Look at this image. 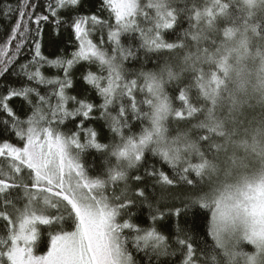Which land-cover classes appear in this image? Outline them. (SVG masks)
<instances>
[{"label":"snow or ice","instance_id":"snow-or-ice-1","mask_svg":"<svg viewBox=\"0 0 264 264\" xmlns=\"http://www.w3.org/2000/svg\"><path fill=\"white\" fill-rule=\"evenodd\" d=\"M80 4L81 0H55L54 5L48 3L47 10L59 26V12L76 11ZM103 8L109 10V18L114 16L115 24L95 15L69 17L70 28L74 29L78 41V49L71 59L49 60L42 55L40 24L47 22L49 15L37 14L33 19L36 5L30 4V0H22L18 19L8 40L0 47V77L10 74V66L16 63L17 56L31 40L32 59L20 64L21 71L17 74H23L36 85L54 86L48 93L41 94L37 87L9 85L5 89L7 94L0 96V112L5 114L0 118V220L5 222L4 235H0V264H140L136 258L140 253L148 257L150 264L152 255L158 260L160 256L176 254L168 251L170 245L166 237L154 227L141 229L132 222L131 209L137 201L149 200V179L162 188L174 183V179L147 163V153L151 152L172 167L184 184L193 189L195 185L188 178L187 169L177 170L171 154L153 146L154 138L161 131L160 113L165 108L164 99L154 107V101L161 96V83L154 75L156 70L124 67L125 61L137 58V53L130 43L124 44L122 38L137 33L140 40L137 48L146 53L174 50L182 41L168 42L162 30H173L185 10H166L169 8L166 0H147L143 5L139 0H103ZM145 9L153 10L154 15H149ZM14 11L12 5L4 6V15ZM196 15L199 18V13ZM140 17L150 26L142 27ZM30 22L36 25L34 30L29 27ZM89 22L91 28H86ZM97 27L107 28L110 52L104 47L103 36L99 45L89 38ZM13 41L15 51L9 55ZM81 61L95 64L99 69V72L89 70L83 77L102 98L98 106L87 99L78 100L68 95L67 90L73 87L71 70ZM45 66L63 69V79L46 77L41 71ZM134 71L136 78H130ZM213 80H216L215 73ZM191 90L192 85L186 84L178 87L177 96H171L180 102L181 109L194 111L188 103ZM138 95L142 98L137 99ZM12 97H22L29 105L31 114L25 119L9 106ZM69 102L78 106L70 110ZM143 106H147L148 111H144ZM94 109L100 111V118L107 122L118 142L100 143L95 130L83 127L85 121L93 119ZM183 115L184 112L177 113L178 117ZM76 117L82 119L75 131H61V126L67 127L66 120L74 122ZM133 117L141 122L147 120L148 126L142 128L138 136L125 135V130L131 132ZM13 136L15 142H12ZM89 150L105 156L103 165L95 168L89 165L85 159L86 154L91 155ZM202 167L194 165L193 171L199 175L198 169ZM140 168L143 174L129 176L130 170ZM129 179L137 185L135 191L130 189ZM121 183L124 186L117 194L116 188ZM110 189L111 195L108 194ZM161 201H167L163 193L157 203ZM21 202L22 207H17ZM201 209L211 212L208 234L217 244L222 233L230 228L234 231L241 225L246 239L264 243V180L246 181L229 188L226 196L212 204L202 198L192 199L184 209H169L167 215L169 219L173 213L177 217L197 216ZM162 216L164 213H159L152 216V220ZM66 225L73 230H66ZM41 226L50 230V246L46 254L38 255L34 249L43 242ZM175 243L182 254L180 264H200L201 257L196 255L191 237L177 236ZM213 247L205 244L200 250L206 253L204 261L212 264L215 257L206 250L212 251Z\"/></svg>","mask_w":264,"mask_h":264},{"label":"clouds","instance_id":"clouds-1","mask_svg":"<svg viewBox=\"0 0 264 264\" xmlns=\"http://www.w3.org/2000/svg\"><path fill=\"white\" fill-rule=\"evenodd\" d=\"M243 2L249 16L264 13V0ZM210 39L194 36L199 47L173 51L154 72L161 83L154 107L164 99L165 108L153 146L171 154L178 169L188 170L195 185L191 199L212 204L229 188L264 180V37L253 26L234 28L227 39L212 40L215 47L204 46ZM182 84L195 90L188 100L194 111L177 107L168 93L170 85ZM194 165H203L199 175ZM213 245L214 264H264V243L246 239L242 225L222 233Z\"/></svg>","mask_w":264,"mask_h":264},{"label":"trees","instance_id":"trees-1","mask_svg":"<svg viewBox=\"0 0 264 264\" xmlns=\"http://www.w3.org/2000/svg\"><path fill=\"white\" fill-rule=\"evenodd\" d=\"M141 5L145 4L147 0H139ZM22 0H0V47H2L8 40L11 32V28L15 25L18 19V9ZM48 3L55 4V0H30V4H35L36 9L33 14L35 15H49L47 10ZM169 8L166 10L173 9H184L183 15L180 17V23L175 26L173 30H162L164 32L165 39L168 42H178L180 39L182 45L174 50H162L159 52L146 53L145 50L137 48L140 40L137 38L138 34L134 33L131 37L124 36V44H131L133 49L137 53V58L133 60L125 61L124 67L128 70H140L151 71L157 70L165 62L173 56V51L180 52L184 48H192L193 46L199 47L200 43L194 41L193 37L196 35H207L211 37L210 40L204 41V46L215 47L212 40L219 41L220 39H227L233 34L234 28L255 27L256 31L261 37H264V13H258L255 16H249L248 9L245 7L243 0H166ZM10 4L16 10L13 13L4 15V6ZM31 10V9H29ZM149 12V15H154L153 10L145 9ZM196 13H199L197 18ZM91 17L93 15L98 16L101 20H108L110 24H115L114 16L109 18V10L103 8V0H81V4L76 11L69 12L67 10H61L59 12V18L61 24L57 26L56 18L49 15L47 22L40 24L41 35L39 37L41 43V53L49 60L56 59L57 57H63L65 59H71L72 53L78 49V41L75 39L74 29L70 28L71 20L69 17L75 16ZM27 19V17H25ZM142 27H149L147 23L143 22V18L140 17ZM31 29H35L34 23L29 24ZM86 28H91V23L85 25ZM221 29L223 32L221 33ZM103 36L105 44L104 47L111 51V46L108 44V30L107 28L101 29L97 27L90 35V39L97 45L100 44L101 37ZM15 41L9 46V55L15 51ZM33 45L31 40L28 41L26 46L21 50L20 54L16 58V63L10 66V74L6 73L4 77H0V96L6 95L5 89L11 85L15 88H20L23 85L39 88L41 94H46L53 89L52 85H36L33 82H29L27 77L20 73L19 65L28 63L32 59ZM14 69V71L12 70ZM30 71H34V68H30ZM99 72V69L95 64L89 65L87 62L81 61L71 70V78L73 81V87L68 89V95L76 96L78 100L87 99L95 105H100L103 101L102 98L96 93L90 85H88L83 77L88 71ZM46 77H60L63 79V69H57L53 67L45 66L41 69ZM137 72L134 71L130 75V78H136ZM195 74H193L194 76ZM194 85L195 80L190 81ZM182 85H170L168 87V93L170 96L178 95V87ZM194 89L189 93V97L194 94ZM35 100V97H32ZM141 96H137V99H141ZM9 106L14 109L17 115L21 119H25L26 115L31 114V109L26 101L22 97H12L9 101ZM55 103V99H53ZM174 103L177 107H180V102L174 99ZM78 105L69 102V109H73ZM144 111H148L147 106H143ZM93 119L85 121L84 128H92L99 134L100 143L108 144L110 142H118V138L114 140L113 134L110 132L107 122L100 118V111L94 109L91 114ZM5 114L0 112V118H4ZM82 117H76L74 122L69 120L65 121L67 127L61 126V131L68 133L69 130L75 131L77 126L80 124ZM131 132L125 130V135L136 134L137 136L141 133L142 128L148 126V121L144 120L141 122L135 117L131 119ZM81 142L84 141V136H80ZM2 142V138H0ZM12 142H15V137H12ZM91 151V155L85 156L89 165L93 168L103 165L105 156L95 150ZM147 163L149 165H155L156 169L163 171L169 178L174 179V183L164 188L160 184H157L154 180H148V193L149 200L147 202L137 201L136 205L131 209L134 215L132 216V222L141 229L155 228L159 234L166 237L168 244L170 245L168 251L175 252V255L160 256L157 260L155 255H152L150 264H180L182 254L178 251L179 246L175 243L177 236L180 238L191 237L194 248L197 249L196 255L201 257L200 264H205L203 256L206 254L200 250L205 244L213 245L212 237L208 234V222L211 220V213L207 209H201L197 216L187 215L177 217L174 213L171 218H168L169 209L181 208L184 209L185 205L191 202V186L184 184L176 172L168 164L164 163L159 157L153 156L151 152L147 153ZM177 170H179L177 168ZM143 174V168L139 170H130L129 176ZM129 187L135 191L137 185L134 181L129 179ZM121 183L117 188L116 192L119 194ZM142 187V186H141ZM166 195L167 201H161L157 203L161 194ZM109 195L112 194L111 189ZM151 203L152 207L149 208L148 204ZM17 207H22V202L17 204ZM197 207H199L197 205ZM2 210V209H0ZM11 211V209H9ZM193 209H189V212ZM164 213V216L158 220L153 221L152 216ZM125 219L127 217H124ZM4 221L0 220V235H4ZM66 230H73L71 227L65 226ZM49 229L41 226V240L43 241L38 247L34 249L38 255L46 254L48 247ZM54 231V229H52ZM127 235V231L125 232ZM247 247V246H246ZM206 252H211V249H207ZM140 264H149L148 257L144 253H140L136 257Z\"/></svg>","mask_w":264,"mask_h":264}]
</instances>
